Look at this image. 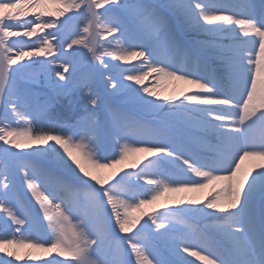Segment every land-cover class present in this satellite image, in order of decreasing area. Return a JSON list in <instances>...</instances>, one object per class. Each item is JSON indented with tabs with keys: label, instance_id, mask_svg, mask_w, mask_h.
<instances>
[{
	"label": "snow or ice",
	"instance_id": "6c2138e0",
	"mask_svg": "<svg viewBox=\"0 0 264 264\" xmlns=\"http://www.w3.org/2000/svg\"><path fill=\"white\" fill-rule=\"evenodd\" d=\"M0 219V264H264V0H0Z\"/></svg>",
	"mask_w": 264,
	"mask_h": 264
},
{
	"label": "bare ground",
	"instance_id": "6f19581e",
	"mask_svg": "<svg viewBox=\"0 0 264 264\" xmlns=\"http://www.w3.org/2000/svg\"><path fill=\"white\" fill-rule=\"evenodd\" d=\"M120 2L123 3L124 0H120ZM150 2H163V0H150ZM29 42H30V41H29ZM77 59L79 60L80 57H77ZM113 63L115 64V63H117V61H113ZM122 67H127V65H122ZM88 72H89V67H88V65H87L86 63H82V64L79 65L77 75H80V74H87ZM127 74H129V73H127V72L124 73V75H127ZM104 75H108V73H105ZM98 87H99V89H100L101 96L104 97V98H107V97L105 96V88H104V84H103V80H102V79H100V80L98 81ZM176 87L183 88V87H187V86L181 84V85H177ZM173 88H174V85H173V84H171V83H165V84H162V85L160 86V88L158 89V91L163 90L164 93L167 94V93L172 92V91H173ZM8 121H9V122H12V118H11L10 116L8 117ZM130 159H132V158H130ZM207 192H208V189H204V190H202L198 195H199L201 198H203V196H204ZM0 226H3V220H2V219H0ZM5 230L7 231L8 228L5 227ZM21 251H23V250H21ZM38 254H39V255H42V256H45V259H50V258H51V257H47L46 254H44V253H38ZM4 255H5V254L0 253V256H4ZM8 259L15 260V258H8ZM61 259H63V258H61ZM16 264H20V262H16Z\"/></svg>",
	"mask_w": 264,
	"mask_h": 264
},
{
	"label": "rangeland",
	"instance_id": "374dc122",
	"mask_svg": "<svg viewBox=\"0 0 264 264\" xmlns=\"http://www.w3.org/2000/svg\"><path fill=\"white\" fill-rule=\"evenodd\" d=\"M81 64H82V63H81ZM80 75H81V74H80ZM34 126L37 127V128H39V127L42 126V123H41L40 121H36V122H34Z\"/></svg>",
	"mask_w": 264,
	"mask_h": 264
}]
</instances>
